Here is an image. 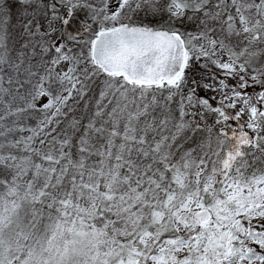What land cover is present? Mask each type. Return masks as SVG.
I'll use <instances>...</instances> for the list:
<instances>
[{
    "label": "snow or ice",
    "instance_id": "1",
    "mask_svg": "<svg viewBox=\"0 0 264 264\" xmlns=\"http://www.w3.org/2000/svg\"><path fill=\"white\" fill-rule=\"evenodd\" d=\"M0 264H264V0H0Z\"/></svg>",
    "mask_w": 264,
    "mask_h": 264
}]
</instances>
